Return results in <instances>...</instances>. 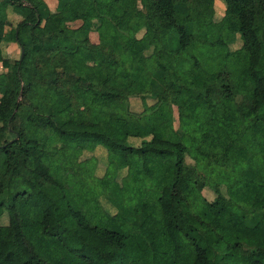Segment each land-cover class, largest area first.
Masks as SVG:
<instances>
[{"label": "trees", "instance_id": "obj_1", "mask_svg": "<svg viewBox=\"0 0 264 264\" xmlns=\"http://www.w3.org/2000/svg\"><path fill=\"white\" fill-rule=\"evenodd\" d=\"M66 1L52 12L44 0H0V42L6 8L23 16L11 29L21 58L11 64L0 47L10 66L0 72V264H264V0H220L219 18L214 0H90V20L75 27L63 20ZM43 20L59 29L33 41ZM104 46L121 54L114 77ZM60 52L74 58L58 69ZM24 59L41 62L26 85ZM46 79L57 84L49 103L34 91ZM130 95L142 110L129 107ZM98 147L107 167L91 183L78 154ZM186 156L217 176L211 200ZM176 209L199 218L181 226Z\"/></svg>", "mask_w": 264, "mask_h": 264}, {"label": "rangeland", "instance_id": "obj_2", "mask_svg": "<svg viewBox=\"0 0 264 264\" xmlns=\"http://www.w3.org/2000/svg\"><path fill=\"white\" fill-rule=\"evenodd\" d=\"M204 2H212L213 0H202ZM110 4H112L111 2H109ZM67 4V3H66ZM71 7L69 11V17H73L72 19L74 21H71V23H67L70 26L72 25H80L83 21L85 20H90V14H91V9H92V4L90 2V0H79L76 3H70ZM214 8H215V18H219V13L223 12L224 8H223V3L220 0H214ZM56 23V22H55ZM58 24V23H56ZM50 26V27H49ZM44 30H48L49 33L51 32H56L58 29L56 27V25L54 23L50 24L49 21H44V24L41 26V29L36 33V34H40V32H44ZM142 30L137 32V35H141ZM111 34L114 36L115 40H117V36H116V31L114 28H111ZM90 42L94 45H100V41H99V37L97 32L94 30L93 27H91L90 30ZM241 40L240 38H237L236 41H234L233 43H231V47L232 48H236L240 45ZM133 46V42H128L124 45V47L126 49H130ZM102 55L103 58L105 60V64L107 66V69L110 73V75L112 77L115 76L117 68H118V59L121 56L120 52L115 51V52H110L109 46H104L102 47ZM64 54L63 53H58L55 56H52L53 59H51L52 65L55 68L61 69V65L63 64V62H61L63 60ZM141 59L144 60V58L141 56ZM27 66H28V72L30 71V76L31 73L33 72V68L34 65L37 63L39 66H41V62L40 61H35L33 59H29L27 61ZM47 67V66H46ZM76 72L78 74H81L85 77H88V79L95 83L97 82V77L91 72V71H84V70H79L77 69ZM68 76V75H67ZM69 80L71 81V78L68 76ZM30 80L27 79L26 81L23 82L24 85H26L28 83V81ZM70 81L65 83L63 87L68 88L70 85ZM231 84L232 87L234 89V91L236 92L237 98L241 101H247L248 100V93L247 90L245 89V87L240 84L239 82L235 81L234 79L231 80ZM56 83L52 82L49 79L40 81L39 84L36 85L34 91L35 94L41 98V100H43L44 102H49L52 101L55 97L56 94ZM169 88H171V86H168ZM75 99V96L73 97ZM155 99L152 97H148L147 98V102L148 103H152ZM127 104L129 105V107L134 110V111H140L143 108V104H142V100L140 99L139 96H133L130 95L127 97ZM77 104V103H76ZM173 114H174V124L177 127L178 126V122H177V110H176V106L174 105H170ZM105 121V120H103ZM160 121V119H156L155 122L153 123L151 129L155 130L158 122ZM243 134L247 135L246 131H242ZM235 137V136H233ZM131 143H138L139 142V138H135V137H131L130 139ZM230 142L228 141H221V142H217V150L220 154H226L228 151V146H229ZM105 156V149L103 147H98V148H94L93 150H84L81 153L78 154V161L85 163V165L88 167L89 173H90V177H87L88 181L90 180L91 183L93 181V178L96 175H101L103 174V172L105 171L106 167H107V162H106V157ZM184 162L186 165H190V166H196V164L194 163V161L189 157L186 156L184 158ZM213 165H215V163H213ZM218 165H215V167ZM204 165L203 164H197L196 166V170L204 175V181H205V186L202 187V194L209 200H211L212 198H214L216 196V192L213 189V185L216 184L217 181V176L214 175V173L212 172H206V170L203 168ZM221 189L224 191V187L221 186ZM99 190V199L100 202L103 206H105L108 210L110 211H114L115 208L111 205V203L107 200V197L105 195V193L103 192V190L98 187ZM218 213H219V209L216 210V218L212 221V225L214 227H218L219 226V220H218ZM175 214L177 216V220L180 223L181 226H185L188 223H193L195 222L199 217L198 215L193 211V210H189L187 212H182L179 209L175 210ZM7 215L4 214L1 218H0V222H7ZM257 233H258V239L260 242L264 243V218L258 223L257 225Z\"/></svg>", "mask_w": 264, "mask_h": 264}, {"label": "crops", "instance_id": "obj_3", "mask_svg": "<svg viewBox=\"0 0 264 264\" xmlns=\"http://www.w3.org/2000/svg\"><path fill=\"white\" fill-rule=\"evenodd\" d=\"M25 1L27 2L29 0H25ZM44 1L46 2V4L48 5L50 11H52V12L56 11L57 8L60 5L59 0H44ZM73 1H71V0H67L66 1V3H67L66 4V8L69 11H71L70 10V7H71L70 3H73ZM74 3L77 4V2H74ZM6 18H7V23L4 26V32L7 35L1 40L0 47H1L3 55L6 56L9 59L10 63L12 64L13 61L16 60L18 57L21 58L22 49H21L19 43L11 37V29H12V27H14L17 24L18 21H20L23 18V16H22V14L18 13L16 10H14L11 5H9L6 8ZM72 18L73 17H71V16L69 17L68 16V17H65L63 19L66 26H69V27L77 26V25H73V26L71 25L70 26L69 24H67L68 22L71 23V21H74ZM47 21H49L50 24L54 23L56 25L57 29H59V25L56 24L54 21H51V20H47ZM43 24H44V20L41 22V25L38 28V31L41 29V26ZM44 31H45V33L49 32L48 30H44ZM37 33H39V32H37ZM41 33H44V32L42 31V32H40V34ZM40 34L34 33L32 35V40L41 42L40 41L41 40V35ZM61 53L64 54L63 60L61 62L66 63L67 61H69V62L73 61L72 60L74 58L73 54L67 53V52H61ZM28 60L29 59H24L22 61V67H21L22 82H24V81H26L27 79L30 78V75H29L30 71L28 72V66H27V63H28L27 61ZM9 67L10 66H8V67L3 66L2 62L0 61V72L8 70ZM49 102H51V101H49ZM49 102H47V103H49Z\"/></svg>", "mask_w": 264, "mask_h": 264}]
</instances>
